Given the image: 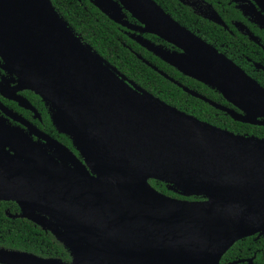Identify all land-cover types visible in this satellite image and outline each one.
<instances>
[{"label":"water","instance_id":"95a60500","mask_svg":"<svg viewBox=\"0 0 264 264\" xmlns=\"http://www.w3.org/2000/svg\"><path fill=\"white\" fill-rule=\"evenodd\" d=\"M91 1L116 23L181 49L178 55L136 38L239 111L186 92L260 124L264 89L154 0ZM119 5L140 26L122 20ZM0 58L18 90L52 105L53 124L79 155L44 136L55 159L0 118V201L16 203L19 213L10 217L49 231L71 254L66 262L0 247V264H220L236 241L264 232V139L201 121L116 73L51 0H0ZM150 180L202 198H175Z\"/></svg>","mask_w":264,"mask_h":264},{"label":"trees","instance_id":"16d2710c","mask_svg":"<svg viewBox=\"0 0 264 264\" xmlns=\"http://www.w3.org/2000/svg\"><path fill=\"white\" fill-rule=\"evenodd\" d=\"M154 1L171 17L235 60L231 53L223 50L221 41L218 40V38L223 39L225 32L220 26L196 15L187 7L180 8L181 4L177 0ZM51 2L59 16L80 38L81 42L88 46L110 69L118 71L137 86L201 121L244 136L264 139L263 123V125L252 126L233 120L229 115L203 100L186 93L180 86L140 59L142 57L182 85L216 102L227 104L214 89L182 75L177 69L142 47L125 33L124 28L107 17L93 2L89 0H51ZM144 36L156 40L153 35L144 34ZM62 141L70 146L67 137L62 136ZM150 183L162 193L170 196L177 195L163 182L151 180ZM186 198L201 199L202 197ZM18 212L19 208L16 203L0 201V247L32 253L44 258L53 257L66 262L70 261V251L49 231H44L25 218H14L8 215V213L13 215ZM249 258L253 259L252 264H264V232L236 241L224 253L220 264Z\"/></svg>","mask_w":264,"mask_h":264},{"label":"flooded vegetation","instance_id":"af4514ba","mask_svg":"<svg viewBox=\"0 0 264 264\" xmlns=\"http://www.w3.org/2000/svg\"><path fill=\"white\" fill-rule=\"evenodd\" d=\"M112 1L117 2V0H112ZM177 1H179V3L181 4L180 8H182L183 6V7H187L188 9H191L196 15L208 21H211L215 25L220 26L225 31L223 33L224 35L223 39L218 38V40L221 41L220 44L223 47V50L225 52H229V54L231 53V55H233L235 60H233V58H231L229 55L227 56L219 48L207 42L205 39L199 36L196 32L188 29L186 26L182 25L179 21H177L176 19L175 20L180 25L185 27L187 30H189L190 32H192L193 34L201 38L204 42L208 43L210 46L215 48L218 51V53L222 54L223 56H225L226 58L234 62L255 83H257L260 87L264 89V24H263L264 3H263V0H212V1H209V0H177ZM118 10H119V13L121 14L122 20L127 21L129 24L140 26L139 22L136 21L134 18H132V16L124 8H122L121 5H119ZM106 16L109 17L108 15ZM117 24L120 25L122 28H124L125 33L129 35L132 39H134L137 43L139 42L136 40V38L140 37L141 39L145 41V45L152 44L153 46H156V47H162L171 53L183 55V51L181 49L166 42L165 40L159 38L156 35H153L150 33H141L137 30L128 28L119 23ZM144 34L153 35L156 37V40L148 39L147 37L144 36ZM139 44L142 47H144L146 50H148L145 47V45L141 43ZM148 51L151 52L150 50ZM151 53L154 56L158 57L153 52ZM140 59H142L144 62L149 64L151 67L153 66L148 61L144 60L142 57H140ZM153 67H156V66H153ZM155 71H158L160 73L161 70L157 68V70ZM116 73H118V71H116ZM180 73L188 78L194 79L190 76L183 74L182 72ZM168 79L172 81L173 83H175L176 85H178L179 83L173 78H171L170 76H168ZM179 84L181 86L180 85L178 86H180L182 89L185 87L207 98L209 101H213L224 107L239 111L236 107H234L231 103H229L215 87L207 85L211 89H214L216 93H219L222 99H224V101L227 104L216 102L213 99L208 98L198 93L197 91L190 89L187 86L182 85L181 83ZM17 86H18L17 78L6 70L5 64L0 58V118L4 120L5 124L10 127H14L17 130H20L22 133L26 134L33 141H36L39 144L43 145L44 149L49 154H52L55 157V159H58L57 155L55 156V150L53 149V147H50L49 145L45 144L46 140L43 138L44 136L50 137L56 140L57 142L61 143L63 146L68 148L73 154H75L76 156H79L78 151H76V149L72 145V141L70 137L64 133H61L56 128V126L53 124L52 118H51L52 113H53L52 105L48 101L44 100L41 96L35 94L33 91H30L27 89L18 90ZM204 102L210 105L209 102L207 101H204ZM219 111L227 114L226 112L222 110H219ZM259 121H260V124L252 125V126H259V125L264 124V118H259ZM62 136L67 137L68 141L70 142V146L62 141ZM7 149L9 148L7 147ZM62 162L64 164L69 165V162L66 160ZM173 197L178 198V199H188V198H184L179 195H176ZM189 200H200V199H189Z\"/></svg>","mask_w":264,"mask_h":264},{"label":"rangeland","instance_id":"374dc122","mask_svg":"<svg viewBox=\"0 0 264 264\" xmlns=\"http://www.w3.org/2000/svg\"><path fill=\"white\" fill-rule=\"evenodd\" d=\"M151 181V180H150Z\"/></svg>","mask_w":264,"mask_h":264}]
</instances>
